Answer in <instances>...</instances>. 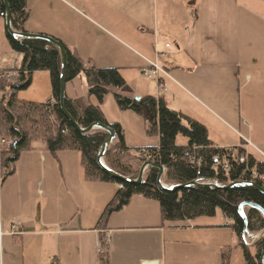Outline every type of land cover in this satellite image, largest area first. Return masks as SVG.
Masks as SVG:
<instances>
[{
    "label": "crops",
    "instance_id": "obj_1",
    "mask_svg": "<svg viewBox=\"0 0 264 264\" xmlns=\"http://www.w3.org/2000/svg\"><path fill=\"white\" fill-rule=\"evenodd\" d=\"M26 8V33L58 40L86 67L117 69L126 84L122 96L162 99L203 125L215 147L240 148L264 166V2L26 0ZM150 63L166 73L162 85L142 75ZM14 65L0 17V73ZM78 78L82 93L76 79L65 93L81 113L90 101L84 75ZM48 101L54 102L52 92ZM133 115L141 139L146 125ZM106 121L120 124L127 148L159 144L156 136V143L133 147L121 120ZM72 151L52 155L35 144L20 154L12 175L0 177V264H100L102 238L109 264H220L225 242L208 259L184 238L196 229H231L225 217L220 225L164 223L157 202L135 195L98 227L118 186L86 181L80 154ZM235 239L232 232L230 243Z\"/></svg>",
    "mask_w": 264,
    "mask_h": 264
},
{
    "label": "trees",
    "instance_id": "obj_2",
    "mask_svg": "<svg viewBox=\"0 0 264 264\" xmlns=\"http://www.w3.org/2000/svg\"><path fill=\"white\" fill-rule=\"evenodd\" d=\"M7 1L10 5L12 29L24 33V24L28 18L26 0ZM0 12L5 13L1 1ZM7 41L12 52L19 55V61L17 68L9 70L16 73L12 79L0 78V137L11 142L8 151L0 152L1 180L13 174L20 154L34 149L35 144H42L52 155L62 150H74L80 154L86 181L118 186V191L104 210L98 227L104 226L112 214L125 208L135 195L157 202L164 223L213 218L219 210L223 217L233 221L231 230L242 251L244 264H258L264 251V235L256 241L253 248L247 246L242 238L243 224L237 210L242 202L255 203L264 209L263 195L246 187L224 190L207 186H194L171 194L157 186L158 170L155 168L146 170L141 185L124 184L110 178L96 162L98 151L108 134L99 130L81 134L60 112L58 97L61 58L58 49L40 40H16L7 35ZM65 50L66 82H72L84 75L88 97H95L98 102L97 105L89 103L79 113L73 101L65 97V108L81 128L101 123L114 131L115 139L103 158L104 164L110 170L124 178L136 180L142 164L152 162L164 169L162 183L185 185L195 180H203L215 181L220 186L247 181L248 175L246 177L243 174L254 165L260 173H264V166L240 148L237 150L238 154L246 157L247 168L238 166L229 172L220 168L215 170L212 159L220 154V149L209 140L203 125L169 109L162 99L151 96L138 99L122 96L119 92L126 84L117 69L86 67L74 54L66 48ZM36 72L49 74L54 102L36 103L18 99V93L30 87L31 77ZM109 93L119 110L131 111L142 118L146 125V135L158 136V146L136 149L126 147L122 127L118 123L107 122L100 108L103 98ZM178 136L185 138L187 144H177ZM14 142L15 151L12 148ZM141 150L148 151L149 158L136 154ZM257 184L264 188L263 183ZM245 214L249 234H256L264 229V218L258 211L245 208ZM100 244L103 249V238ZM227 261L228 257L223 255V263L227 264ZM100 264H109L107 255L100 260Z\"/></svg>",
    "mask_w": 264,
    "mask_h": 264
},
{
    "label": "rangeland",
    "instance_id": "obj_3",
    "mask_svg": "<svg viewBox=\"0 0 264 264\" xmlns=\"http://www.w3.org/2000/svg\"><path fill=\"white\" fill-rule=\"evenodd\" d=\"M259 1L261 3L264 2V0H254ZM80 81L79 78H76L75 84L77 85V91L81 92L83 89H81L79 85ZM83 85L85 86V89L87 91L86 81L83 79ZM51 95V86H50V78L49 74L47 72H36L35 75L32 78V84L30 87L24 91H21L18 93V99L28 102H41L44 103L47 101V98ZM88 96V95H87ZM86 96V97H87ZM91 104L97 105L98 102L95 97H88ZM101 111L103 112L106 119L111 121L121 120L122 125L128 128V140L127 143L130 145V143H133L131 145H137L133 147H144L140 143H150L155 142L156 143V136H147L145 133H143V136L138 137L136 136V133L138 132V129H135L136 123H134V113L131 111H121L118 109L116 102L112 96V94H107L103 98V102L100 106ZM132 116V117H130ZM137 118V117H136ZM139 120V119H138ZM5 140H9L7 138H4ZM10 141V140H9ZM177 144L184 145L187 143L186 139L182 136H178L176 138ZM139 143V144H138ZM8 151V150H7ZM6 152V151H4ZM73 156H79V153L76 151H72ZM137 154V153H136ZM104 163V161H103ZM165 186H172L169 184L162 183ZM194 222L197 224H210V225H220V224H226L227 220L223 217L221 212L219 210L216 211V215L213 218H200L197 220H194ZM208 231L202 232L198 229L193 231L194 233H187L186 238L189 239V242L191 247L189 249L196 251V254L202 255V253H205L207 255V258L210 259V256L215 255V248L217 247V244L223 245L224 242L226 243V246L224 249L220 248L217 251V255L219 257V263H223V255H226L228 257V263L227 264H244V258L241 249L238 246V243L236 239L233 243H230L231 241V229L229 228H214V229H206ZM261 232V231H260ZM260 232L256 233L259 234ZM251 234V235H256ZM218 235L217 239L216 236ZM264 235V234H263ZM262 236V235H261ZM260 238V237H259ZM258 238V239H259ZM257 239V240H258ZM256 240V241H257ZM255 241V243H256ZM247 244H252L251 240H246ZM254 243V244H255ZM211 245L213 249H211ZM254 246V245H253ZM253 246H249L250 248H253ZM205 249V251H204ZM105 256V255H104ZM207 259V260H208ZM206 260V259H205ZM206 262L208 263V261ZM206 264V263H204Z\"/></svg>",
    "mask_w": 264,
    "mask_h": 264
},
{
    "label": "water",
    "instance_id": "obj_4",
    "mask_svg": "<svg viewBox=\"0 0 264 264\" xmlns=\"http://www.w3.org/2000/svg\"><path fill=\"white\" fill-rule=\"evenodd\" d=\"M0 1L3 3L4 9H5V28H6V32H7L8 36H10L16 40H40V41H44L50 45H53L54 47H56L58 49V51L60 53V58H61V72H60V79H59V97H58V105H59L60 112L65 117V119L81 134H88V133L95 131V130L103 131V132H106L108 134V137L103 142L100 150L98 151V154L96 157V162L99 165V167L103 170V172H105L110 178H112L116 181L122 182L124 184L141 185L142 181H143V176H144V173L146 172V170L149 168H155L158 170V174H157V178H156L157 186L161 190L168 192V193H171V194L179 192L180 190H183V189L194 187V186H207V187L214 188V189H224V190H228V189H232V188H239V187H246V188H250V189L257 191L258 193H260L261 195L264 196V188L261 187L260 185L256 184V183H252V182L230 183L226 186H220L215 181L206 182L203 180H195V181L189 182L185 185L165 186L161 182V178L164 174L163 167L156 165L152 162H145L144 164H142V166L139 169L138 177L136 180L124 178L121 175L117 174L116 172L110 170L103 163V158L108 151V147L111 145V143L115 139L114 131L110 127H108L104 124H101V123H94L91 126H89L88 128H81L65 108V97H66L65 89H66V83H67L66 82V50H65V48L63 47V45L58 40H56L50 36L41 35V34H29L26 32L21 33V32L14 31L11 27L10 5H9L7 0H0ZM136 99H138V98H136ZM12 148L14 149V151L16 150V142H14L12 144ZM245 208H250V209H254V210L258 211L263 216V218H264V209L261 206L255 204V203H251V202H242L238 206L237 215L243 224L242 238L245 241V243H246V240H251L252 244L246 243L247 246L251 247L254 245L255 241L259 237H261V235L264 234V229L261 230V232L259 234H256V235L249 234L248 228H247L248 220H247V217L245 214ZM258 264H264V251L261 253V255L259 257Z\"/></svg>",
    "mask_w": 264,
    "mask_h": 264
},
{
    "label": "built area",
    "instance_id": "obj_5",
    "mask_svg": "<svg viewBox=\"0 0 264 264\" xmlns=\"http://www.w3.org/2000/svg\"><path fill=\"white\" fill-rule=\"evenodd\" d=\"M0 17L5 18V13L0 12ZM168 47L169 46H166V48ZM14 56H15V65L13 69L17 68L19 61V55L14 53ZM15 74L16 73L13 71H9L4 74L0 73V78L3 77L5 78V80H10L15 76ZM142 75L147 79L157 81L160 85H162V83L159 76L160 75L167 76L164 70H162L157 64H151V63L149 64L148 68L142 70ZM10 146H11V142L9 140L7 141L4 138L0 137V152L9 150ZM137 155L142 158H146V159L149 158V153L146 150H141L137 152ZM246 164H247L246 157L244 155H239L238 151L232 149H220V154L214 156L212 159L213 168L215 170L217 168H220L224 172H229L230 170H232V168L238 166H245V168H247ZM243 175H245L246 177L248 175V180L245 182H252L256 184L257 182H261L264 184V173H260L255 165L249 168V171L245 170ZM12 229L14 228L12 227ZM103 251L104 250L100 246V248L98 249V254L104 256L105 253ZM51 264H58V263L56 261H52Z\"/></svg>",
    "mask_w": 264,
    "mask_h": 264
}]
</instances>
